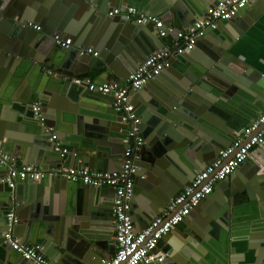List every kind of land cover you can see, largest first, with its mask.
<instances>
[{
    "label": "water",
    "instance_id": "95a60500",
    "mask_svg": "<svg viewBox=\"0 0 264 264\" xmlns=\"http://www.w3.org/2000/svg\"><path fill=\"white\" fill-rule=\"evenodd\" d=\"M224 1H0V146L13 156L23 153L24 164L48 173L40 182H18L15 188L0 183V264H32L5 240L10 210L20 221L15 237L25 246H44L51 264H103L115 256L116 190L80 186L56 169L77 168L71 166L73 159L94 171L120 169L129 126L114 111L113 97L91 91L88 95L89 85L77 80L88 79L93 72L98 84L125 86L142 62L167 48L170 33L175 32L174 40L186 37L192 25ZM117 7L122 15L110 17ZM128 7L137 8L139 15L164 18L161 30L166 35L160 36L154 24L136 22L138 16H127ZM262 12L264 0L220 22L194 51L174 58L168 70L133 93L146 139L132 203L138 232L162 215L264 113V76L232 55L236 39ZM54 35L73 36L74 43L64 48ZM90 45L100 49L98 58L81 56ZM60 96L73 103L72 109L67 108L72 117L61 110ZM37 103L46 118L44 125L56 129L61 140L77 143L92 138L99 148L90 153L70 145L74 151L65 161L36 118ZM87 116L92 119H84L85 125ZM37 127L41 132L35 134ZM17 131H35L38 138L24 143ZM263 148L257 149L259 155ZM248 161L215 187L225 192V199L213 192L192 212L194 221H189L190 215L185 220L188 227L176 230L183 238L163 264H264V160L256 158L253 169ZM6 175V167H0V181ZM239 181L245 188L235 189ZM245 228L249 234L239 238Z\"/></svg>",
    "mask_w": 264,
    "mask_h": 264
},
{
    "label": "built area",
    "instance_id": "2783aa9c",
    "mask_svg": "<svg viewBox=\"0 0 264 264\" xmlns=\"http://www.w3.org/2000/svg\"><path fill=\"white\" fill-rule=\"evenodd\" d=\"M256 1L225 0L218 6L211 7L205 18L190 27L189 33L183 42L178 41L171 47L151 55L138 66L129 77L125 86L109 83L98 84L90 79L77 80L78 83L84 82L88 84L89 90L93 93L113 97L115 100L114 111L122 118V123L129 126L128 145L124 153V162L120 169L113 172L94 171L85 167L58 170V174L73 183L96 189L112 188L116 190L114 199L116 254L111 260L105 261L103 264L148 263L161 241L173 234L176 228L184 223L192 212L212 195L219 183L226 181L235 174L249 160L255 150L264 146L263 113L251 126L245 128L231 147L221 151L217 160L198 174L190 186L172 200L162 215L157 216L148 228L138 232L133 220L132 203L135 198L137 173L140 169L138 163L141 160V153L146 144V139L140 131L139 120L135 113L136 107L133 101V93L141 91L157 76L168 70L174 58L194 51L197 43L209 31L216 30L220 22L236 18L241 11L247 9ZM139 14V10L134 7H130L126 11V15L131 18L138 16L136 22L141 25L154 24L156 29H163L164 22L160 18ZM121 15L122 11L120 9H115L109 14L110 17ZM29 27L36 31H41V27L33 23H30ZM170 31L167 33H170ZM159 35L164 37L166 32L161 30ZM53 38L57 45L64 48H70L73 44L72 38L64 39L61 35H54ZM88 55L98 58L100 52L94 48H87L81 51V56ZM33 108L36 118L45 128V134L50 135V141L55 143L56 151L61 153L63 158L69 156L71 152L59 141L54 128L44 125L46 119L41 113V105L37 103ZM0 167H6L7 169V175L0 183L7 185L9 188H15L18 182H40L48 174L33 165L20 166L17 160L8 154L2 146H0ZM19 223L17 212L10 210L6 223V242L23 259L32 264H51V261L46 256L44 246H25L15 237L14 231Z\"/></svg>",
    "mask_w": 264,
    "mask_h": 264
},
{
    "label": "crops",
    "instance_id": "0c3cea01",
    "mask_svg": "<svg viewBox=\"0 0 264 264\" xmlns=\"http://www.w3.org/2000/svg\"><path fill=\"white\" fill-rule=\"evenodd\" d=\"M0 1L2 2V0H0ZM258 1H260V0H258ZM258 1L254 2V4H252L251 6L257 4ZM115 9L121 10L122 8L117 7V8H114L113 10H115ZM203 15H205V12H202V17H203ZM159 18H161L162 21L164 20V18H162V17H159ZM72 21H73V19H72ZM174 34H175V32L172 35L170 33L169 36L166 37V38H168L166 40L167 41L169 40L167 47H171L173 44H175L178 41L183 42L185 40V37H180V40H174V37H175ZM70 37L73 38V36H70ZM73 43H74V38H73ZM87 48H94L95 50L100 52V49L98 48V46H95V45H90ZM232 55L234 57H236L237 59H239L242 63H244L249 68L253 69L254 71H256V72H258L264 76V12H262L261 16L258 18L257 21L254 22V24L252 26L248 27V29L243 33V35H241L239 38L236 39V43L233 46ZM50 71H52V68L48 69L47 72L46 71L45 72L48 73V75H49ZM20 76H21V73H20ZM16 79H18V77ZM88 79L94 80L95 82H99L97 79V76L93 72L91 73V75ZM104 83H107V82H104ZM46 84H47V82H46ZM113 85H115V84H113ZM160 85L165 87V85L163 83H161ZM120 86H122V85H120ZM85 93L89 95L90 90L85 92ZM133 101L135 103L134 98H133ZM58 104L61 107V110L64 109L63 111H66L65 116H68V117L71 116L72 117V115L70 113H67V112H70V110H67V108L72 109V107L74 106L73 103L70 101V99L63 97V96H60V98H58ZM60 114L62 115L63 113H60ZM84 119H90L91 120L92 118L89 116L83 118V124L86 125L88 123H85ZM54 130H56V129H54ZM82 130H84V128H82ZM40 132L41 131L37 127L36 133H35V131H33V133H28L27 131L26 132L17 131L15 133H16V135H18L20 137L22 142L33 143L37 140L36 138H38V135L36 136V135H34V133L38 134ZM56 134L58 135L59 141L62 143V145L71 152L70 155H72V151H74V150H71L70 145H75L76 147H80L85 152L91 151L90 153H92V151L97 150L99 148L97 143H96V140H94L92 138H83L82 140H80L77 143H72V142H69L66 140H61V138L59 137L60 134L58 132H56ZM241 134H242V131L238 134V136L236 138H238ZM79 150H81V149H79ZM258 150H255L249 158L250 160L248 161V164L250 165L251 169L257 167L256 158L260 159V160H264V154L259 155ZM261 151L264 152V148ZM8 152L9 151H7V153ZM8 154L13 156V154H11V153H8ZM22 154L23 153L17 154V155H19V157L15 156V155L13 156L17 160V162L19 163L20 166L26 165V164H24L25 162L22 159V157H23ZM67 158H68V156L65 157L64 160L66 161ZM72 163H71L72 164L71 166L74 165V167L75 166L76 167H83L82 165L84 162L83 161L82 162L81 161L76 162L73 159ZM85 168L90 169V166H87ZM61 169H64V168H61ZM69 169H72V167ZM56 170H60V169H56ZM90 170H92V169H90ZM246 181L248 182V179H246ZM79 185L83 186L81 184H79ZM52 186H53V183H52ZM234 187H235V189L245 188V182L239 181V184L237 183ZM213 192L217 193L219 198L225 199V192H223L222 190L215 191V189H214ZM143 201H144V199H143ZM141 203H142V201H141ZM142 204H144V203H142ZM58 205H60V201H58ZM195 216L202 218L200 215L195 214ZM202 220H203V218H202ZM189 221H191V222L194 221V219L192 218V214H191V217H189ZM186 227H188V226L184 223L179 228L182 231H184ZM248 231H249L248 228H245V232H240L241 234H240L239 238L247 237V235L249 234ZM114 232L115 231H112V233H114ZM241 236H243V237H241ZM114 237H115V233H114ZM182 238H183L182 234L180 232L175 231L169 237L162 240L159 247H158V249L160 250L159 254L153 255L152 258L150 259V261L146 264H163V262L166 259H168L169 256L173 255L174 248L176 247L177 244H179L181 242ZM113 239L115 240V238H113ZM238 259H243V257L241 255H239Z\"/></svg>",
    "mask_w": 264,
    "mask_h": 264
},
{
    "label": "flooded vegetation",
    "instance_id": "af4514ba",
    "mask_svg": "<svg viewBox=\"0 0 264 264\" xmlns=\"http://www.w3.org/2000/svg\"><path fill=\"white\" fill-rule=\"evenodd\" d=\"M184 223H185V222H184ZM184 223H182V224H184ZM182 224H181V225H182ZM181 225H180V226H181ZM180 226H179V227H180ZM179 227H177L176 230H177V229H180ZM176 230H175V231H176ZM175 231H174V232H175Z\"/></svg>",
    "mask_w": 264,
    "mask_h": 264
}]
</instances>
